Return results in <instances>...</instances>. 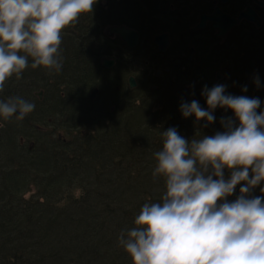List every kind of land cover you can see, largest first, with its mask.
<instances>
[{"label": "trees", "instance_id": "16d2710c", "mask_svg": "<svg viewBox=\"0 0 264 264\" xmlns=\"http://www.w3.org/2000/svg\"><path fill=\"white\" fill-rule=\"evenodd\" d=\"M10 2L0 264H264V52L237 56L224 89L195 69L130 90L105 53L62 47L46 0Z\"/></svg>", "mask_w": 264, "mask_h": 264}, {"label": "flooded vegetation", "instance_id": "af4514ba", "mask_svg": "<svg viewBox=\"0 0 264 264\" xmlns=\"http://www.w3.org/2000/svg\"><path fill=\"white\" fill-rule=\"evenodd\" d=\"M46 1L60 22L62 47L71 45V51L105 53L100 57L102 67L113 71L119 76L116 81L122 80L121 86L126 84L130 90L139 85L155 88L172 81L175 71L195 69L211 71V77L222 87L224 71L237 67V56L248 54L246 57L253 60L255 52H264V0ZM13 9L10 0H1L0 12L12 15ZM241 13L256 19L240 17ZM202 17L204 24L199 27ZM230 19L235 23L221 36V28ZM215 21L221 22L219 28L214 26ZM115 28L136 33L135 45L129 47ZM126 53L132 57L125 64ZM104 59L112 64L105 66ZM55 67L61 68L62 64ZM122 70L130 71L125 80ZM130 77L135 80L134 87L129 86ZM114 87L123 103L124 92L118 85ZM93 92V99L107 93L99 87L89 94Z\"/></svg>", "mask_w": 264, "mask_h": 264}, {"label": "water", "instance_id": "95a60500", "mask_svg": "<svg viewBox=\"0 0 264 264\" xmlns=\"http://www.w3.org/2000/svg\"><path fill=\"white\" fill-rule=\"evenodd\" d=\"M9 10V8L7 9V11ZM214 17L215 16H212L211 19L214 20ZM240 17H247L248 19H256L253 18V16L249 15L248 13H241L240 14ZM222 18H227L226 16H223ZM233 23H235L234 20H228L226 25L224 27L221 28L220 30V35L223 36L225 34V32L233 25ZM204 24V17L201 18V22L199 23V27L203 26ZM257 24H259V21H257ZM214 26L216 28H219L221 26V22L220 21H215V24ZM115 31H117V33H119L123 39L126 41V43L128 44L129 47H132L133 45H135L136 41H137V35L136 33L130 31V30H125L123 28H115ZM103 64L105 66H109L112 64V61L110 60H105L103 61ZM220 74L219 72L217 73V77L220 78ZM129 86L130 87H134L135 86V80L133 79V77H130L129 78ZM223 89V88H222ZM37 95L39 96V98H41V91L37 92ZM94 96V92L91 94V98H93ZM12 112L13 114H15L16 116H20L21 115V112L15 108H12Z\"/></svg>", "mask_w": 264, "mask_h": 264}, {"label": "rangeland", "instance_id": "374dc122", "mask_svg": "<svg viewBox=\"0 0 264 264\" xmlns=\"http://www.w3.org/2000/svg\"><path fill=\"white\" fill-rule=\"evenodd\" d=\"M10 4H12V2H10ZM35 46H36V44H35ZM35 46H34V49H35ZM39 91H41V90H37V91H36V94H37V92H39ZM42 94H43V93H42ZM41 96H42V95H41ZM32 191H33V190H32ZM32 191H31V192H32ZM31 192H29V193H31Z\"/></svg>", "mask_w": 264, "mask_h": 264}]
</instances>
